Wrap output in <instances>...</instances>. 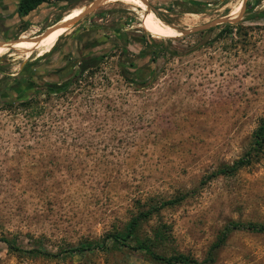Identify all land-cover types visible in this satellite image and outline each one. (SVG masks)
Listing matches in <instances>:
<instances>
[{"label": "rangeland", "instance_id": "374dc122", "mask_svg": "<svg viewBox=\"0 0 264 264\" xmlns=\"http://www.w3.org/2000/svg\"><path fill=\"white\" fill-rule=\"evenodd\" d=\"M14 1L0 0L8 42L47 40L0 46V57L17 58L0 65V76L17 72L31 50L45 52L65 32L59 24L96 0L38 9L25 29ZM124 1L104 2L79 23L159 33L144 46L161 58L148 86L121 78L111 52L71 94L0 106V240L21 250L0 242V264H155L110 243L105 252H66L121 232L146 212L135 237L159 255L200 262L210 253L208 264H264L263 233L234 230L211 250L228 224H264V144L253 146L264 119V0H205L212 7L204 0H145L149 14ZM253 13L262 15L248 19ZM237 14L233 24L212 27L211 43L197 50L201 33L168 27L191 30ZM247 154L248 165L213 176Z\"/></svg>", "mask_w": 264, "mask_h": 264}, {"label": "flooded vegetation", "instance_id": "af4514ba", "mask_svg": "<svg viewBox=\"0 0 264 264\" xmlns=\"http://www.w3.org/2000/svg\"><path fill=\"white\" fill-rule=\"evenodd\" d=\"M206 1H203V7H212L210 4L205 5ZM192 4H196V2ZM82 18L83 16L68 24L65 27V32L56 38L45 52L36 53L38 48L31 50L29 55L33 53L34 56L31 58L26 56L17 72L1 73L0 106H9L15 101H23L37 94H71L74 91L72 86L75 83H80V80L90 70L102 65L106 55L111 52H117V71L121 78L130 85L137 89H143L152 82L159 73L161 58L157 52L150 48L144 49V46L147 43L153 46L151 39L153 36L160 37L159 33L154 32L153 36H150L147 33L140 34L137 29L132 30L131 27L108 29L105 25L98 28L91 25L83 26L79 23ZM223 25L229 26V24ZM212 27L214 26L198 31L201 33V38L193 46L195 50L211 43L208 35H210ZM8 29L2 28L0 24V46H5L3 43L9 41ZM107 31L111 33V36ZM147 32L151 34V32ZM41 40L38 39L37 43ZM114 44L117 46L114 47ZM129 46L135 49L134 54L129 53ZM167 51L169 50L167 49ZM10 57L12 54H7L6 58L0 57V65L6 64L8 67L17 59H10Z\"/></svg>", "mask_w": 264, "mask_h": 264}, {"label": "trees", "instance_id": "16d2710c", "mask_svg": "<svg viewBox=\"0 0 264 264\" xmlns=\"http://www.w3.org/2000/svg\"><path fill=\"white\" fill-rule=\"evenodd\" d=\"M78 0H15L14 1V15L23 23V29H25L29 25V17L43 7H51L56 3H75ZM194 3V2H192ZM262 14L253 13L248 19H257ZM264 144V119H262L259 123V126L255 130L253 134V146L261 147ZM250 161L249 155L247 154L245 157L236 160L229 167L223 168L217 171L213 176L223 175L229 176L232 175L237 169L248 165ZM180 201L179 199L168 200L166 202H162L159 205V208L164 206L172 205L176 202ZM158 209V208H157ZM150 212H146L145 214H141L134 219H132L121 232H115L108 234L105 236L100 242L94 243H86L77 248L66 250V252L76 253L81 255L86 252L100 251L105 252L109 248L106 243H110L112 246L126 248L132 251H141L143 252L150 262L155 264H208L212 262V258H210V253L207 255L205 259L198 262L195 259L190 258L189 256L182 254H174L170 256H163L155 253L147 241H139L135 237V232L141 222ZM243 229L253 233H263L264 234V224H228L225 226L220 234L218 240L213 244L211 250H216L220 247L223 241L226 239L227 234L234 230ZM6 248L12 252H19L17 247L14 246L12 242L6 239L0 240ZM211 252V251H210ZM27 253H37L41 256L45 257H59V254H48L44 251H36L30 250Z\"/></svg>", "mask_w": 264, "mask_h": 264}, {"label": "water", "instance_id": "95a60500", "mask_svg": "<svg viewBox=\"0 0 264 264\" xmlns=\"http://www.w3.org/2000/svg\"><path fill=\"white\" fill-rule=\"evenodd\" d=\"M108 0H96L94 2H92L88 8L86 10H84L83 12H81L79 15H84V14H87L93 10H95L96 8H98L101 4H103L104 2H107ZM144 6H145V14H149V13H152L154 12L152 9L149 8L147 2H145V0H139ZM242 4L240 6V10L242 9ZM239 10V11H240ZM80 16H77V17H80ZM238 14L236 16H233V17H227V18H224V19H220V20H217V21H214L210 24H206V25H203V26H200V27H197V28H193L191 30H179V29H175L171 26H168L169 28L175 30L177 33L181 34V35H187V34H191V33H194V32H197V31H200V30H203L205 28H208L210 26H215V25H219V24H233L235 22V20H237L238 18ZM74 18L73 20H71L70 22H64L62 24H59L58 28H65L67 27L68 24H70L71 22H73L75 19ZM49 32L51 31H48L45 33L44 36H47V34H49ZM37 40L38 39H35V42L37 43ZM17 43V40L16 41H12V42H6V43H3L5 45V47H7L8 49H10L13 45H15Z\"/></svg>", "mask_w": 264, "mask_h": 264}, {"label": "bare ground", "instance_id": "6f19581e", "mask_svg": "<svg viewBox=\"0 0 264 264\" xmlns=\"http://www.w3.org/2000/svg\"><path fill=\"white\" fill-rule=\"evenodd\" d=\"M114 1H123V0H108L107 2H114ZM125 4L127 5H131V6H135V7H138V8H141L140 6H138L136 3H139V4H142L139 0H125L124 1ZM143 6V4H142ZM158 28V27H157ZM47 39H43L41 40L40 42L42 41H45ZM38 42V43H40ZM38 43L36 42H33V39H30L28 40L27 42H24V43H21V42H17L15 45H13L11 48H20V47H31V46H37ZM8 48H6L5 51H7Z\"/></svg>", "mask_w": 264, "mask_h": 264}]
</instances>
